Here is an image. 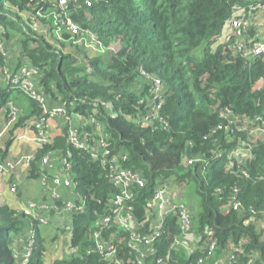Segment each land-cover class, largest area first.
Returning a JSON list of instances; mask_svg holds the SVG:
<instances>
[{
  "label": "trees",
  "instance_id": "trees-1",
  "mask_svg": "<svg viewBox=\"0 0 264 264\" xmlns=\"http://www.w3.org/2000/svg\"><path fill=\"white\" fill-rule=\"evenodd\" d=\"M260 15L264 0H70L63 6L58 0H0V76L4 66L14 74L30 66L44 104H62L67 115L62 130L50 133L56 118L43 104L0 80V165L8 167L15 137H35L34 123L43 117L47 140L25 155L32 156L28 175L37 178L42 158L62 151L75 194L85 201L83 212L71 213L69 228L49 240L67 238L72 250L52 264H137L132 234H152L155 212L146 201L161 185L172 199L194 193L197 209L189 212L199 239L191 252L175 246L181 224L176 213L168 214L145 264L159 257L163 264L214 263L219 254L230 264H264V53L249 54L264 43ZM90 117L100 128L85 124ZM74 119L85 148L69 141ZM100 133L111 156H124L118 165L145 180L117 209L131 208L133 227L98 224L113 213L110 196L118 194L109 167L89 160ZM232 150L248 151L244 161L229 157ZM17 165L5 173L11 194L17 193L10 189ZM26 218L22 209L0 202V264H23L18 256L30 236ZM31 223L34 243L25 264H46L47 225ZM95 230L114 247L112 260L95 251Z\"/></svg>",
  "mask_w": 264,
  "mask_h": 264
},
{
  "label": "built area",
  "instance_id": "built-area-1",
  "mask_svg": "<svg viewBox=\"0 0 264 264\" xmlns=\"http://www.w3.org/2000/svg\"><path fill=\"white\" fill-rule=\"evenodd\" d=\"M70 0H58V4L60 6L65 5ZM67 28L71 29L72 31L76 30V26L73 23H68ZM3 50V43L0 40V51ZM264 53V43H255L250 51L249 54H259ZM36 71L31 68L30 66H23L19 69L18 72L11 73L10 69L6 66L3 67V80L6 84L9 85L10 88H20L25 94L29 95L32 99L37 100L38 102L43 104V107L45 108V114L48 115L51 118H67L65 108L62 104L58 105H51L48 106L45 103L44 97L38 93L36 87V82L34 79ZM155 83L157 87H159V81L155 80ZM12 102H8V105L10 106L11 112L13 113L16 111L15 106L11 104ZM155 106V104H154ZM70 125V123H69ZM93 125L98 126L100 128V124L93 119ZM34 127L37 130V134L35 137L32 138L33 141H36L37 144L46 142L47 140V132H45L46 121L42 117L38 119L34 123ZM68 137L70 143L75 145L76 147L85 148V144L80 139L79 134H77V128H73L70 126V128L67 130ZM101 135L98 136V138L95 140L93 145L89 148V160L91 162H98L99 165L102 167H109V173L108 178L109 181L118 189V194L111 195L109 205H113L115 207L112 215H114V219L111 214H107L101 217L98 224H100L102 227L107 226L110 223H115L120 226H126V227H133L134 219L133 216L130 213L131 208L127 209V211H118L117 209H120L122 206V203L125 200L131 199L133 197V192L131 190V187H138L141 188L145 184V180L141 176L140 173L136 171H132L130 169H124L120 167L119 164V158L124 159L123 155L119 156H111L110 149L108 147L107 143V136L103 133H100ZM86 134L83 133V136ZM21 139L25 138L29 140V137L25 135L20 136ZM32 156H23L20 159H18L15 163L11 164L8 163V167H4L0 165V178L5 175V173L8 171L9 168H12L15 164H24L26 167H29V163L31 162ZM51 159H49L48 156H45L42 158L40 165L43 169L50 166ZM63 164V170H64V176L60 177H52V183L54 186H62L67 189H70L72 187L74 190L72 192V195H74V198L65 200L63 202V206L61 209L64 213L71 215V213L75 212H83L84 211V205L85 201L83 197L75 194L76 189V182L74 181L73 177L69 174V169L71 167V164L68 163V161L63 158L62 160ZM43 178L41 179V185L43 187H48L49 178L46 176V174H43ZM16 183H13L10 186L11 191L16 190ZM52 196L55 199L59 198V195L56 191L53 190ZM146 206L149 210L155 212V217L153 219L154 222V228L151 235L146 237H140V235L132 234L133 236V243L131 244L132 247L136 249V251L140 255V259H138L137 264H145L144 258L152 253V244L154 242V239L158 237L161 233V230L163 228V220L166 215L171 213H176L178 216V221L181 224V233L178 235L175 246L183 247L187 252L193 251V240L199 239L194 236V233L192 232V222L190 219V212L188 206L185 204V202H179L175 198H171V196L168 194L166 187L164 186H157L152 194V196L146 201ZM35 203H28L26 207L22 209V212L26 216L32 215V209L35 208ZM53 210L57 211L56 206L51 207ZM153 213L150 214V216H153ZM35 219V218H30ZM39 221L47 224L48 219L46 217L39 218ZM264 221V216H263ZM29 224L32 226L31 220H29ZM30 226V228H31ZM29 228V239L26 241L24 246V252L22 255L23 264L27 262L28 256L31 254L32 251V245H33V239H32V233L31 229ZM69 228V227H67ZM207 234L210 233V230L206 229ZM94 237L96 240L94 241V248L97 253H100L103 255L104 258L107 260H112L115 256V249L112 246L111 242H103L102 238L100 237L99 230H95ZM213 245H211V249L213 248ZM227 257V256H226ZM230 259V258H229ZM214 260V256L212 258V261ZM156 264H163V259L161 257L157 258L155 260ZM230 262V260H229ZM114 264H123L121 260L116 259L113 261ZM214 264H219L217 261L214 262Z\"/></svg>",
  "mask_w": 264,
  "mask_h": 264
},
{
  "label": "crops",
  "instance_id": "crops-1",
  "mask_svg": "<svg viewBox=\"0 0 264 264\" xmlns=\"http://www.w3.org/2000/svg\"><path fill=\"white\" fill-rule=\"evenodd\" d=\"M264 17V15H260V17H258V19H262ZM258 28L260 29V25H258ZM3 78L0 76V80H2ZM53 105H58V104H53ZM52 105V106H53ZM55 122V123H54ZM61 123H62V119L57 118L55 120H53L52 126L51 123L48 126V131H50V133L56 132V131H61ZM85 124L87 125H93V119L87 118L85 119ZM78 121L77 120H71L70 121V126L73 128H78ZM29 137V136H27ZM29 142H32L33 145L31 146V149L34 150L37 148L38 144H36L30 137H29ZM236 152H242L241 150H235ZM26 154V155H30ZM242 154V153H241ZM243 156H245L244 154H242ZM25 156L23 153H21V155L18 157V154L15 153H11L10 149L8 152V160L11 164L15 163L18 159H20L21 157ZM237 157V156H236ZM62 160H63V153L62 151L56 153V155H54V157L51 159V164L50 166L46 167L44 169V173L46 174V176L49 178V183L47 184L48 187H43L41 185V179L43 178L42 172H39L38 177L37 178H31L28 175V170L29 167H26L24 165V167H20L21 164L15 166L16 171H14V180L17 186V193L13 194V196L9 195H5L6 194V189L8 187V182H7V178H8V174L3 175L0 178V202L3 203H9L11 207L16 208V209H23L24 207H26L28 205V203L32 202L35 203L36 207L33 208L32 210V215L31 216H27V220L29 222V220H31L30 218H35V219H39V218H43L46 217L48 219V223L45 225L50 224L51 222L52 227L50 228L49 234H50V238L47 239L48 241L53 239L56 231H58L59 229H65L68 226L71 225L70 223V215L66 214L63 212V210L61 209V207L63 206V202L65 200L68 199H72L74 198V195H72L73 192V188L70 187V189H67L65 187H58V186H54L52 183V177H63L64 176V170H63V164H62ZM26 168V169H25ZM12 169V170H13ZM10 171V170H9ZM8 171V172H9ZM7 173V172H6ZM56 191L59 195L58 199H55L52 196V192ZM5 198V199H4ZM52 206H56L57 207V211L53 210L51 207ZM188 208L190 207V205H187ZM190 210V208H189ZM29 228L30 226H28L27 232L26 234L29 235ZM68 229V228H67ZM28 238V236H27ZM55 242H54V248L58 247L60 249L62 248H66L65 251H62L61 253L63 254L64 258L65 257H69V255H71V251L69 252L67 251L68 249V240L67 238L59 240V238H55ZM67 240V244L65 246V242ZM195 242H197V239H194L192 244H194ZM25 246V245H24ZM193 246V245H192ZM24 248V247H23ZM24 252V249H23ZM23 253L20 254L18 257L21 259ZM63 258V259H64ZM214 262L217 261L220 264H230L229 259L222 255L219 254L216 257L214 256ZM55 262L54 258H49L48 261L46 262V264H52ZM205 264H214L213 262H208Z\"/></svg>",
  "mask_w": 264,
  "mask_h": 264
},
{
  "label": "rangeland",
  "instance_id": "rangeland-1",
  "mask_svg": "<svg viewBox=\"0 0 264 264\" xmlns=\"http://www.w3.org/2000/svg\"><path fill=\"white\" fill-rule=\"evenodd\" d=\"M258 18V17H256ZM260 25V32L261 34H264V17L262 19H257V26ZM109 56H107L106 58H108ZM14 94V92L12 91V95ZM21 135H25V134H21ZM21 135H17L13 141V144L10 148V152L11 153H15V154H18V157L21 155V153H23L24 155L26 154H29L31 153L33 150L31 149V146L33 145L32 142H29L27 139L23 138L21 139L20 136ZM25 136H28L27 134ZM248 142L250 144H254L256 142V138H251V137H248ZM248 151H242V152H236L235 150L233 152H231L229 154V157H233V156H237L238 160H242V162L244 161V159L246 158V156H243L242 154L245 155V153H247ZM242 153V154H241ZM26 169V168H25ZM31 169V166H30V163H29V170L28 172L30 171ZM9 195L13 196V194H11L10 192H7ZM179 202H186L188 205H190V207L192 208V213H194L197 209V198L195 197L194 193L190 190H187L186 193L183 195L182 199L181 200H178ZM52 222L43 227L44 230L46 232H49L50 231V228L52 227ZM43 230V231H44ZM46 237V235H45ZM59 240H61V238H59ZM46 248H47V251H46V259H45V262L48 261V259L50 258V252H53L52 254V258L56 260H60L62 258H64L63 254L61 253L62 251H65L66 248H58V247H55L54 248V243H50L47 239H46ZM67 244V240L65 242V246ZM54 248V249H53ZM67 251L69 252L70 249L68 247ZM24 257V256H23ZM21 257V260L22 258Z\"/></svg>",
  "mask_w": 264,
  "mask_h": 264
},
{
  "label": "clouds",
  "instance_id": "clouds-1",
  "mask_svg": "<svg viewBox=\"0 0 264 264\" xmlns=\"http://www.w3.org/2000/svg\"><path fill=\"white\" fill-rule=\"evenodd\" d=\"M233 151H234V150H232L231 152H233ZM231 152H230V153H231Z\"/></svg>",
  "mask_w": 264,
  "mask_h": 264
}]
</instances>
